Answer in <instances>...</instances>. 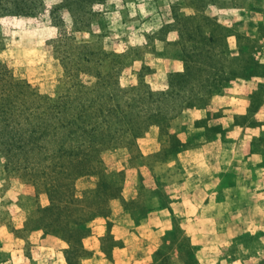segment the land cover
<instances>
[{"label": "rangeland", "instance_id": "1", "mask_svg": "<svg viewBox=\"0 0 264 264\" xmlns=\"http://www.w3.org/2000/svg\"><path fill=\"white\" fill-rule=\"evenodd\" d=\"M164 43L175 47L180 71H159L162 61L146 54L175 57ZM0 78V222L19 225L6 207L14 198L26 219L13 244L0 235L1 249L73 261L90 222L129 198L121 196L126 176L140 168L136 187H147L148 171L169 170L164 161L180 146L167 129H177L183 110L242 92L250 103L237 123L257 124L264 0H0ZM257 139L264 166V133ZM147 197L139 191L130 211L143 214ZM241 197L247 231L228 254L236 264H264V198Z\"/></svg>", "mask_w": 264, "mask_h": 264}, {"label": "crops", "instance_id": "2", "mask_svg": "<svg viewBox=\"0 0 264 264\" xmlns=\"http://www.w3.org/2000/svg\"><path fill=\"white\" fill-rule=\"evenodd\" d=\"M164 45L162 49L173 50L175 57L159 58L155 56L158 50L146 54L156 62L162 61L159 71H180L181 62L175 47ZM225 100L226 109H220L219 105ZM249 103L246 93L237 92L232 97H216L204 107L183 110L177 129H167L169 136L174 134L179 138L180 146L164 161L169 170L148 171L151 185L147 187H136L144 176L140 168L126 176L121 196L123 192L129 198L122 196L123 203L116 202L108 216L90 222L89 235L81 239V255L76 260L56 254L52 259L36 261L22 251V245L21 248L11 245L3 251L0 246V255L3 254L0 264H236L228 254L229 246L237 233L247 231L242 225L248 223L241 220L237 201L251 190L264 198V187L258 186V182L264 180V166L257 151V138L260 132L264 133V109L253 114L257 124L237 123V118L247 113ZM149 130L154 134L153 141L156 131ZM126 179L132 185L127 190ZM139 191L148 194L141 215L127 206ZM6 207L14 209L17 217L21 216L18 226L9 221L0 222V235L4 234L13 244L17 241L14 233L24 232L25 213L15 198ZM237 215L239 220H236ZM221 233L225 237L216 239ZM49 237L60 242L54 236ZM24 240L25 236L19 238L20 242ZM221 244L225 249L219 250Z\"/></svg>", "mask_w": 264, "mask_h": 264}, {"label": "trees", "instance_id": "3", "mask_svg": "<svg viewBox=\"0 0 264 264\" xmlns=\"http://www.w3.org/2000/svg\"><path fill=\"white\" fill-rule=\"evenodd\" d=\"M2 78H7V76L4 74L3 76H2ZM8 84L9 85H14L15 84V81L13 82L12 80H11V77H8ZM2 80H1V78H0V82H1Z\"/></svg>", "mask_w": 264, "mask_h": 264}]
</instances>
